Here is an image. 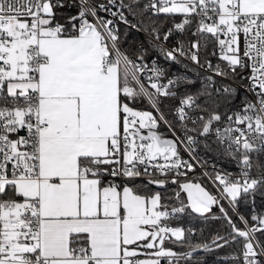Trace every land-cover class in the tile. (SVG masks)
I'll use <instances>...</instances> for the list:
<instances>
[{
    "label": "snow or ice",
    "instance_id": "snow-or-ice-1",
    "mask_svg": "<svg viewBox=\"0 0 264 264\" xmlns=\"http://www.w3.org/2000/svg\"><path fill=\"white\" fill-rule=\"evenodd\" d=\"M66 3L0 0V264H180L201 250L232 247V264H264V212L236 211L241 197L264 195V0H74L77 14L61 23L57 10ZM109 11L151 36L149 48L167 61L184 57L224 78L250 69L241 78L254 99L221 111L235 90L215 88L212 77L188 91L183 77L169 78L156 59L146 60L143 43L123 47L114 21L99 15ZM161 15L171 27L158 23ZM215 48L227 70L207 58ZM161 98L179 99L174 116L183 139ZM144 100L158 115L134 106ZM161 122L176 139L160 134ZM209 136L239 169L211 179L243 227L221 198L188 178L195 169L178 144L191 153ZM168 183L187 203L180 192L138 191ZM213 207L221 216L208 215ZM189 209L223 219L228 231L210 242L188 240L169 221Z\"/></svg>",
    "mask_w": 264,
    "mask_h": 264
},
{
    "label": "trees",
    "instance_id": "trees-1",
    "mask_svg": "<svg viewBox=\"0 0 264 264\" xmlns=\"http://www.w3.org/2000/svg\"><path fill=\"white\" fill-rule=\"evenodd\" d=\"M127 2V0H125ZM125 15L128 16L129 20H132L133 23L136 22V20L133 19V17L128 14L127 10L125 9ZM78 12V8L75 6H68L66 5L63 9L57 10V19L63 23L64 18L68 17L70 15H75ZM153 19H157L156 17H153ZM176 22L180 21V17H175ZM163 22L164 27H168L172 25V19L169 18L165 20L164 16H160L158 18V23ZM148 24V21L145 20V25ZM119 33L121 35V39L123 41V46L125 49H135V47L143 43V45L147 48H149V40H146L143 38V36L140 33L135 32L131 28L125 26V25H119ZM155 50L149 48V54H154ZM160 55V54H158ZM169 67V71H185L188 73L187 77L180 76L184 78L185 87L188 89V91L195 92L199 89H202L206 84H208V76L199 70H197L194 67H191L183 62H167L166 64ZM190 82V83H188ZM220 82H216L215 87L218 86L221 87ZM225 86H229L232 89L235 90V95L231 99L230 102H225L222 105L221 111H225L231 108H235L236 104L238 102L243 100L242 95L239 93L238 89L231 85L230 83H225ZM181 92L184 91V88L180 89ZM213 92H215V88L212 89ZM162 104H161V111L168 116L170 119H172V110L173 108L179 103L178 98H161ZM136 108L141 109H149L148 105L145 101H142L140 103H137L134 105ZM201 151L205 152L208 155L216 156L219 160H224L226 157H230L227 155L222 147L218 145V142L216 141L214 136H209L207 138L201 137ZM194 181L198 179L204 180L200 175L193 174V176L188 177ZM184 179H178V182H181ZM205 181V180H204ZM206 182V181H205ZM138 191L141 194L150 195L154 192H161L164 197H174L176 192L181 193V198L185 200L184 193L179 189L177 184H171L168 183L167 186L163 189H158L154 187L153 185H147V186H141ZM254 201V203H253ZM165 203L172 204L175 203L174 200H167L165 199ZM225 207V206H224ZM238 207L242 214L246 218H250V215L255 211V213H262L264 212V195H260L259 193L256 194L254 197L249 195L247 197H241L240 202L238 204ZM226 210H228L225 207ZM212 214H215L216 216H221V213L219 212L218 207H213L212 213L208 214L211 216ZM229 216L233 218L234 221L237 222L238 227H241L239 222L233 217L231 212L228 210ZM173 225L175 227H183L186 229V237L188 240L192 242H210L211 238L217 233L220 232L221 234H224L226 231H228L226 222L223 219H201L197 214L191 213L190 209L186 210L185 213L179 214V219L173 221ZM187 229H192V232L195 234H189L187 232ZM166 246L172 248L174 251L177 252H186L189 249L180 243L172 244L171 242H166ZM238 251L237 248H221L217 249L211 252H205V251H198L194 253L195 256V262L201 263V264H232V262L226 258H224L226 255H230L234 252Z\"/></svg>",
    "mask_w": 264,
    "mask_h": 264
},
{
    "label": "built area",
    "instance_id": "built-area-1",
    "mask_svg": "<svg viewBox=\"0 0 264 264\" xmlns=\"http://www.w3.org/2000/svg\"><path fill=\"white\" fill-rule=\"evenodd\" d=\"M97 2H104L107 3V0H97ZM142 2H146V0H142ZM74 4V0H67L66 5L68 6H72ZM112 11H119V9L116 8H112ZM99 15L103 16L105 19H112L114 21V24L117 26V28H119V25H124L123 23L120 22L119 17H112L111 12H100ZM163 16V15H161ZM179 16V15H177ZM180 17V16H179ZM181 19V17H180ZM179 22V21H178ZM126 26V25H125ZM128 27V26H127ZM168 27H171L168 26ZM166 27V28H168ZM131 28V27H129ZM139 28V26H138ZM134 28H131L132 30H134L137 33H140L144 39L151 41V36L147 35L144 31H140ZM121 36V35H120ZM174 41H170V43H173ZM124 47V46H123ZM214 46H210V48H212ZM125 48V47H124ZM147 48V47H146ZM215 51L217 52V55L212 56L209 55L207 58L209 60H211L212 64L215 66L217 64L220 65L221 68L227 70V64L226 61H223L221 59H219V49L215 48ZM160 54V55H158ZM203 54H202V61H203ZM153 59H156L157 63L161 66L167 69V77L169 78H173L175 76H184L187 77L188 73L185 71H169V67L166 65L167 61L162 53H159L155 50L154 54H149L148 57H146V60L151 62ZM180 62H183L191 67L196 68L197 70H199L200 72L206 74L209 77H212V79L216 82H220L221 87L225 86V83H230L231 85H233L234 87H236L239 91V93L242 95L243 100L238 102V104H236L235 108H231L228 109L230 111H238L242 108L243 103H244V98H248V99H254V97H252L251 93L246 91L247 85H248V81L246 79H242L241 77L243 76H248L250 75V69H246L243 72H240L237 76L233 77V76H229L228 78H224L221 76H217L215 75V73L209 69H207L206 67H200L194 63H192L191 61H189L188 59L184 58V57H180L179 58ZM150 66V65H149ZM163 83H166V79L164 81H162ZM209 83V80H208ZM215 88H219L218 86H216ZM146 102V104L148 105L149 109H141V108H137L139 110H145V111H153L154 115H158L148 104V102L146 100H144ZM179 105V103L173 108L172 110V119H170L168 116H165V118L172 122L173 124V128L176 129V134L177 136H179L181 139H183V135H182V129L179 128V124L180 122L178 120H176L175 116H174V109ZM189 127H192V125L189 123L188 125ZM158 131L160 132V134L163 137H168V138H172V139H176V137H174L172 135V132L169 131V128L163 123L161 122L160 127L158 129ZM201 138H199V143L195 146L194 150L190 153L188 150H186V148L183 145H179L178 144V150L180 153V156L182 157L183 160L191 163L193 165V168L195 169V171L193 172H189L188 173V177L193 176V174H198L200 175L208 184V186L210 187V189L212 190V192L218 197L221 198L224 194L220 191V187L217 186V184H214L212 182L211 177L214 176L215 172H220V173H232L234 176L238 174L239 169L236 166L235 161L231 158V157H226V159L219 160L217 159V157L213 156V155H208L205 152L201 151ZM161 163L163 162L162 160L160 161ZM255 172V170H253ZM204 173H208L207 176L204 175ZM178 179H185V177H180ZM220 202H222L224 204V206L231 212V214L233 215V217L238 221L237 215L235 212H233L228 204V200L227 199H220ZM236 211L240 214L243 215L242 212L240 211L239 207L237 206ZM244 216V215H243ZM179 219V215L177 218L172 219L169 221V224L172 227H175L173 225V221L178 220ZM239 222V221H238ZM240 224V223H239ZM241 227H243L242 224H240ZM230 255H226L224 258L228 259ZM194 255H193V259L191 261H186V260H182L180 262V264H201V263H196L195 259H194Z\"/></svg>",
    "mask_w": 264,
    "mask_h": 264
},
{
    "label": "rangeland",
    "instance_id": "rangeland-1",
    "mask_svg": "<svg viewBox=\"0 0 264 264\" xmlns=\"http://www.w3.org/2000/svg\"><path fill=\"white\" fill-rule=\"evenodd\" d=\"M184 180H182L181 182H183ZM195 182H199L207 191H209V192H211L213 195H215L213 192H212V190L210 189V187L208 186V184L204 181V180H202V179H198V180H196ZM216 196V195H215ZM184 201H185V203H187V194L186 193H184ZM222 203V202H221ZM223 204V203H222ZM224 205V204H223Z\"/></svg>",
    "mask_w": 264,
    "mask_h": 264
},
{
    "label": "water",
    "instance_id": "water-1",
    "mask_svg": "<svg viewBox=\"0 0 264 264\" xmlns=\"http://www.w3.org/2000/svg\"><path fill=\"white\" fill-rule=\"evenodd\" d=\"M164 138H167V139H172V138H168V137H164ZM154 187L160 189L159 187H157L156 185H153Z\"/></svg>",
    "mask_w": 264,
    "mask_h": 264
}]
</instances>
